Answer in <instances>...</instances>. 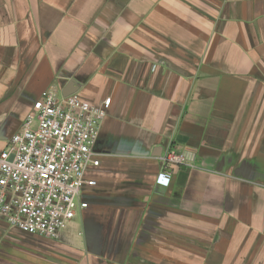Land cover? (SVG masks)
Instances as JSON below:
<instances>
[{
    "label": "crops",
    "instance_id": "obj_1",
    "mask_svg": "<svg viewBox=\"0 0 264 264\" xmlns=\"http://www.w3.org/2000/svg\"><path fill=\"white\" fill-rule=\"evenodd\" d=\"M48 90L111 99L97 184L0 264H264V0H0V153Z\"/></svg>",
    "mask_w": 264,
    "mask_h": 264
},
{
    "label": "built area",
    "instance_id": "obj_2",
    "mask_svg": "<svg viewBox=\"0 0 264 264\" xmlns=\"http://www.w3.org/2000/svg\"><path fill=\"white\" fill-rule=\"evenodd\" d=\"M111 99L93 105L77 94L44 91L20 132L0 153V221L24 234L56 239L88 208L86 191L97 183L94 146ZM156 184L169 187L186 154L170 148L159 157Z\"/></svg>",
    "mask_w": 264,
    "mask_h": 264
},
{
    "label": "rangeland",
    "instance_id": "obj_3",
    "mask_svg": "<svg viewBox=\"0 0 264 264\" xmlns=\"http://www.w3.org/2000/svg\"><path fill=\"white\" fill-rule=\"evenodd\" d=\"M78 216V215H77ZM78 220V219H77ZM76 220V221H77ZM0 229H4V230H9V228L7 227V226H5V225H0Z\"/></svg>",
    "mask_w": 264,
    "mask_h": 264
},
{
    "label": "water",
    "instance_id": "obj_4",
    "mask_svg": "<svg viewBox=\"0 0 264 264\" xmlns=\"http://www.w3.org/2000/svg\"><path fill=\"white\" fill-rule=\"evenodd\" d=\"M65 96H68V95H65Z\"/></svg>",
    "mask_w": 264,
    "mask_h": 264
}]
</instances>
